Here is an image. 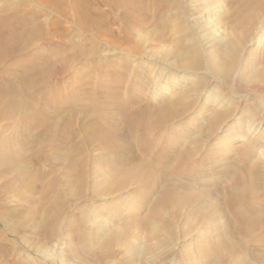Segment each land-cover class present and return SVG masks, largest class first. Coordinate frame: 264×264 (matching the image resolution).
<instances>
[{
  "label": "bare ground",
  "instance_id": "1",
  "mask_svg": "<svg viewBox=\"0 0 264 264\" xmlns=\"http://www.w3.org/2000/svg\"><path fill=\"white\" fill-rule=\"evenodd\" d=\"M234 2V29L250 23L254 8L264 7V0ZM184 4L186 0H0V264H25L12 256L8 236L31 246L39 256L50 253L45 245L51 242L65 245L74 264L107 261L108 252L98 255V247L103 242L107 246L113 233L103 239L95 229L80 228L82 224L87 228L91 213L67 217L68 224L60 225L68 195L87 197L91 177L99 178L98 171H92L89 150L93 146L101 151L97 164L108 169H102L108 188L117 191L141 182L149 186L142 192L146 199L165 182L170 185H160L158 207L188 201L186 192L175 198L181 189L178 184L186 182L188 175L182 173L187 170L184 166L197 168L202 157L198 153L210 143L227 110L218 105L208 126L178 141L173 132L180 131L174 126L199 101L198 88L192 83V88L168 92L167 76L162 84L153 83L128 61L113 57L141 54L136 33L142 29L134 27L154 26L155 32L160 31L159 39L167 40L170 37L161 27L172 20L176 31L190 34L185 21L192 10ZM192 4L195 13L201 3ZM174 39L177 65L173 69L197 82L200 51L187 48L178 35ZM239 49L232 42L226 65L213 63L208 72L229 82L230 75L238 72ZM152 88L156 92L149 91ZM252 126L256 133L264 132V122L254 119ZM195 136L199 140L192 142ZM240 148L241 158L232 166L235 184L226 186L224 181V194L211 207L228 214L223 226L231 227L235 243L214 246L212 256L219 264H241L248 257L264 264V171L251 165L247 145ZM99 186L95 182L96 191ZM10 192L13 198L8 197ZM155 213V218L163 214ZM29 229L37 234L34 240L25 236Z\"/></svg>",
  "mask_w": 264,
  "mask_h": 264
},
{
  "label": "rangeland",
  "instance_id": "2",
  "mask_svg": "<svg viewBox=\"0 0 264 264\" xmlns=\"http://www.w3.org/2000/svg\"><path fill=\"white\" fill-rule=\"evenodd\" d=\"M193 1L196 2V0H186V4H184L186 8H191L193 14H187L188 18L185 21L190 34H186L184 29L176 31L173 27L175 23L172 20L169 24L166 23L161 27V32L170 37L167 40L159 39L160 31L155 32L154 26L134 27L135 31L142 29L138 32L139 36L137 33L136 36L140 38L138 40H141L138 43L141 54L144 53V58H141V54L133 53L113 57L128 61L132 67H135L136 72H142L153 83L158 81L159 84H162V79L167 76L169 78L168 92L176 91L178 93L181 87L190 86L192 83L195 85L193 87L198 88V92L201 93H199L200 99L197 97L199 101L190 109L191 111L187 112L189 114L185 116V113L181 121L174 126L180 131L173 132L174 138H177L178 141H184L185 137L195 133L197 128L208 126V118L211 114L213 116V110L218 105L227 110L226 118L224 116L223 123L219 124L213 132L212 138L209 140L210 143L207 141V146L201 148L202 152L198 153L199 158L202 157L200 161L198 160V166H195L197 168L190 170L191 167L184 166L190 171L182 172L188 174L186 182L183 181L182 185L178 184L181 189L179 188L180 191L175 194V198L178 200L181 193H187L188 201L184 202V205H177L174 201L166 207L156 205L155 199L162 194L161 186L163 184L170 185V181L167 182L169 184L160 183L157 190L153 191L154 195L149 194L152 197L147 195L146 199L142 192L146 189L145 192L149 191V186L141 182H131L130 185L124 187L125 189L117 190L118 192L108 188V182L102 177L108 169L106 166L98 165V161L95 159L101 155H99L101 151H97L96 146L89 150L92 171H98L99 178L92 179L90 176L91 179L85 193L87 197L68 195L60 225L64 227L65 224H68L65 222L67 217H82L86 212L91 213L92 219L85 225L87 228H84L82 224L81 230L94 231L95 229L100 238L104 237L103 239H106V235L113 233L107 246H104L103 242L98 247V255L108 252L107 261H104L103 264H219L217 259L215 260L212 256L211 250L214 246H225L228 242L235 243V240L231 236V227L223 226L222 219L228 214H225L224 211L217 212L211 207L217 198L223 196L225 182L226 186L235 184L232 178L236 174L232 172V166H234L235 160L241 158L238 157L242 153L240 147L247 145L251 149L248 154L251 165H259L262 168L261 171H264V132L256 133L252 126L254 119L256 123L257 121L260 124L264 122V7L254 8L250 23H243L234 29V20H231L233 9L237 5L234 0H197L201 5L197 6L199 8L198 11L195 10V13H193V6H195L192 4ZM181 8L183 9V7ZM177 35L183 38L187 48L196 47L200 51L199 57L202 59V66L198 72L197 82H192V79L186 76L187 74L181 71L178 73L173 69V65H177L173 52V41ZM172 37L174 38L172 39ZM232 42L233 45L236 44L240 48L237 53L238 72L235 76L230 75L231 80L224 83L207 69L213 67V63L218 66L226 65ZM104 50L107 51L108 47H105ZM191 57L189 60L194 59V55ZM170 66L172 67L170 68ZM239 73H241L240 76H238ZM97 74L100 75V73ZM190 87L192 88V85ZM154 89L149 91L156 92ZM129 91L130 94L134 93L132 89ZM192 98L193 96H190V99ZM106 106V109L109 110V105ZM192 140L195 142L199 139L195 136ZM107 155H105L106 158L109 157ZM103 168L105 171L102 170ZM95 182H100L98 191L94 187ZM171 183L177 184L174 180ZM183 184L189 187L186 185L184 187ZM157 191L159 192L157 193ZM8 197L13 198L12 192L8 194ZM153 207L158 208L157 211L163 214L159 213V217L155 218L157 211ZM159 209L161 210L159 211ZM0 226H2L1 222ZM25 236L34 240L37 234L29 229ZM57 244L51 242L46 244L45 248H49L50 253L39 256L34 253L31 246L17 243L12 236L7 237V247H10L12 256L18 257L21 262L23 260L25 264H74L65 245ZM27 256L28 258H26ZM207 256L212 257L207 258ZM248 258L241 264H263L262 260ZM220 264H233V261H223Z\"/></svg>",
  "mask_w": 264,
  "mask_h": 264
}]
</instances>
